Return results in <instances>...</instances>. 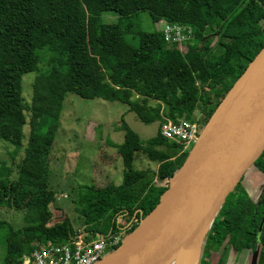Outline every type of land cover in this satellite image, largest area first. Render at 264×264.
Instances as JSON below:
<instances>
[{
    "label": "trees",
    "instance_id": "trees-1",
    "mask_svg": "<svg viewBox=\"0 0 264 264\" xmlns=\"http://www.w3.org/2000/svg\"><path fill=\"white\" fill-rule=\"evenodd\" d=\"M145 10L155 23L192 26L195 38L185 44L187 51L169 45L162 30H141L136 47L127 42L121 23L102 20L107 11L122 20ZM263 47L264 0H0V139L15 148L12 157L24 151L17 178L0 160V206L25 210L26 222L15 228L0 220V227L8 226L4 264H16L34 250L30 236L64 243L77 232L69 217L53 222L50 209L55 200L49 188L50 154L69 93L119 100L145 123L192 120L200 112L206 125ZM44 54H49L47 67L41 69ZM31 72L28 102L23 77ZM26 125L30 133L24 145ZM123 130L117 146L122 182L76 187L73 198L88 231L114 230L123 214L146 216L168 188L158 180L173 177L189 155L161 129L146 141L127 123ZM140 153L157 161V169L136 168ZM253 165L264 174V152ZM243 180L206 234L201 264L224 244L237 254L257 253L264 264V190L254 201Z\"/></svg>",
    "mask_w": 264,
    "mask_h": 264
},
{
    "label": "water",
    "instance_id": "water-1",
    "mask_svg": "<svg viewBox=\"0 0 264 264\" xmlns=\"http://www.w3.org/2000/svg\"><path fill=\"white\" fill-rule=\"evenodd\" d=\"M263 152L264 47L204 126L159 203L97 264H198L227 197Z\"/></svg>",
    "mask_w": 264,
    "mask_h": 264
},
{
    "label": "rangeland",
    "instance_id": "rangeland-1",
    "mask_svg": "<svg viewBox=\"0 0 264 264\" xmlns=\"http://www.w3.org/2000/svg\"><path fill=\"white\" fill-rule=\"evenodd\" d=\"M102 20L106 23H121L127 42L136 47L140 44L141 30H162L164 27L163 23H155L146 10L122 20L115 13L107 11L102 13ZM213 41L212 45L217 42V38L215 37ZM48 56L49 54H44L40 64L41 69L47 67ZM34 76L35 72H31L23 77V94L28 102L31 101ZM137 97L139 96L134 95L133 99L142 100ZM148 103L152 106L157 104L154 100H149ZM125 123L137 132L143 141L154 137L162 126L160 121L143 122L134 111L130 110L128 104L119 100L88 99L74 93L66 96L60 128L50 154L49 188L55 192V200L50 206L54 215L53 222L69 217L74 230L81 231L83 229L81 215L73 198L76 187L80 184H92L103 188L112 182H122L123 164L117 146L124 140ZM29 133L30 127L26 125L24 145L27 143ZM193 148L194 146L188 151H192ZM14 150L13 145L0 139V160L11 165L12 178H17L24 151L21 149L15 157H12ZM135 167L156 170L158 162L151 161L146 154L140 153L135 161ZM157 183L166 187L170 184L165 180H158ZM243 185L251 187V197L257 201L264 190V174L252 165L244 177ZM24 214L25 210L0 206V220L12 224L15 228L26 225ZM5 223L0 227V264H4L6 255L8 226ZM218 231L222 230L218 229ZM29 239L31 244L33 240V244L38 242L34 237L30 236ZM198 243L192 246L194 250L197 248L194 259H198L200 255L201 247L198 248ZM205 246H202L203 251ZM261 261L262 257L257 253L250 251L237 254L228 244H224L219 251H213L206 260L207 264H261ZM198 264H201V261Z\"/></svg>",
    "mask_w": 264,
    "mask_h": 264
},
{
    "label": "built area",
    "instance_id": "built-area-1",
    "mask_svg": "<svg viewBox=\"0 0 264 264\" xmlns=\"http://www.w3.org/2000/svg\"><path fill=\"white\" fill-rule=\"evenodd\" d=\"M162 23L165 41L169 45L177 44L181 50L187 51L185 44L195 38L192 26L167 21ZM201 117L202 114L198 112L192 120L180 118L174 121L166 118L161 124V133L168 140L181 145L182 152L188 151L198 142L204 129ZM169 179L165 181L169 183ZM141 218L123 214L117 219L116 229L107 233L88 231L84 227L64 243L38 241L34 250L24 255L16 264H97L120 247L126 233L133 231Z\"/></svg>",
    "mask_w": 264,
    "mask_h": 264
},
{
    "label": "crops",
    "instance_id": "crops-1",
    "mask_svg": "<svg viewBox=\"0 0 264 264\" xmlns=\"http://www.w3.org/2000/svg\"><path fill=\"white\" fill-rule=\"evenodd\" d=\"M257 177H259V175H257ZM252 195V194H251Z\"/></svg>",
    "mask_w": 264,
    "mask_h": 264
}]
</instances>
